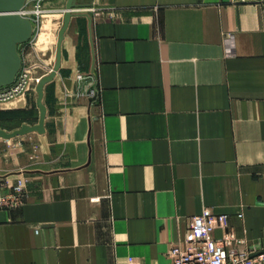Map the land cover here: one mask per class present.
I'll list each match as a JSON object with an SVG mask.
<instances>
[{
  "label": "crops",
  "instance_id": "crops-1",
  "mask_svg": "<svg viewBox=\"0 0 264 264\" xmlns=\"http://www.w3.org/2000/svg\"><path fill=\"white\" fill-rule=\"evenodd\" d=\"M67 2L27 4L35 79L55 66ZM77 3L46 133L0 139V195L19 177L29 192L0 210V264H172L205 209L264 249V0ZM37 97L1 103L0 129L38 124Z\"/></svg>",
  "mask_w": 264,
  "mask_h": 264
},
{
  "label": "built area",
  "instance_id": "built-area-1",
  "mask_svg": "<svg viewBox=\"0 0 264 264\" xmlns=\"http://www.w3.org/2000/svg\"><path fill=\"white\" fill-rule=\"evenodd\" d=\"M93 10L100 14V11ZM30 13L39 23L45 10L38 3ZM39 80L30 69H21L13 85L0 87V104L36 90ZM4 187L8 190L0 195V210H16L26 205L29 192L23 177L6 181ZM219 228L225 230L221 236L217 235ZM168 255L172 264H264V249L239 238L230 229V216L216 214L211 209L192 217L184 241L174 245ZM122 264L135 263L130 258Z\"/></svg>",
  "mask_w": 264,
  "mask_h": 264
},
{
  "label": "water",
  "instance_id": "water-1",
  "mask_svg": "<svg viewBox=\"0 0 264 264\" xmlns=\"http://www.w3.org/2000/svg\"><path fill=\"white\" fill-rule=\"evenodd\" d=\"M30 0H0V87L11 86L15 83L23 66L19 46L30 41L34 35V24L25 15ZM78 7L77 0H68L64 25L59 33L56 63L52 71L42 77L37 86V106L40 110V120L36 125L24 124L12 132L0 129V139L11 140L32 133H46L48 108L44 102L45 88L54 81L62 67L63 41L65 34ZM92 24V18H90Z\"/></svg>",
  "mask_w": 264,
  "mask_h": 264
},
{
  "label": "rangeland",
  "instance_id": "rangeland-1",
  "mask_svg": "<svg viewBox=\"0 0 264 264\" xmlns=\"http://www.w3.org/2000/svg\"><path fill=\"white\" fill-rule=\"evenodd\" d=\"M34 18V17H33ZM34 20H35V18H34Z\"/></svg>",
  "mask_w": 264,
  "mask_h": 264
}]
</instances>
